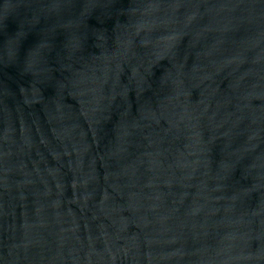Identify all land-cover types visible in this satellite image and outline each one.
Wrapping results in <instances>:
<instances>
[{
  "label": "water",
  "instance_id": "obj_1",
  "mask_svg": "<svg viewBox=\"0 0 264 264\" xmlns=\"http://www.w3.org/2000/svg\"><path fill=\"white\" fill-rule=\"evenodd\" d=\"M0 264H45L0 108Z\"/></svg>",
  "mask_w": 264,
  "mask_h": 264
}]
</instances>
